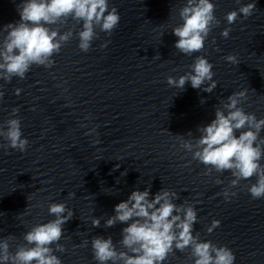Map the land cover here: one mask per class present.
<instances>
[{
    "label": "clouds",
    "instance_id": "1",
    "mask_svg": "<svg viewBox=\"0 0 264 264\" xmlns=\"http://www.w3.org/2000/svg\"><path fill=\"white\" fill-rule=\"evenodd\" d=\"M236 2L240 3V0ZM215 10L216 5L210 0H185L178 13L182 23L172 29V34L178 38L174 47L179 53L192 56L203 52L209 34L220 26ZM256 10L253 0L227 13L225 20L232 25L241 14L247 19ZM17 12L19 21L0 29V34H3L0 39V80L6 83L14 77L25 79L33 66L53 67L55 61L52 57L59 54L74 36L72 28L61 32V27L70 20L74 22L73 28L81 25L75 36L78 37V48L86 53L91 50L92 42L99 39L100 33L111 36L121 19L117 8L110 7L109 0H21ZM231 31L230 27L225 28L221 36L227 39ZM109 42L105 41L100 47L106 48ZM224 59L231 64H239L236 55L229 54ZM188 68L190 70L178 79L168 76L167 84L183 91L190 82L193 89L206 93H212L217 87L213 80V65L205 56H196ZM21 91L17 88L15 94L18 96ZM4 94L0 90V100ZM247 99L245 89L233 92L226 101H220V106L215 107V118L197 129L199 136L194 141L176 136L180 147L191 153L192 160L205 166L204 175L230 172L232 179L228 186L222 193H217L226 201L237 195L232 189L253 177L256 178L255 183L245 185L248 193L252 199L264 198V163L261 162L264 160V137L260 135L264 130V118L257 119L254 113L245 112L241 105ZM19 111V107H14L9 118L0 123V138L6 142L0 143V148L23 153L29 141L23 137ZM95 131V128L90 129L85 135ZM187 136L192 137L193 134L189 132ZM92 143L95 145L100 141L93 140ZM214 183L220 185L223 181L217 177ZM150 189L132 191L127 200L115 205V214L105 220V229L117 224L127 225L121 230L120 248L111 236L92 237L93 259L97 264H165L176 251L183 253L186 250H190L189 258L193 264H235L236 257L230 248L211 240L202 241L199 232L193 234L198 216L192 203L186 200L181 204L175 203L180 199L179 194L166 188L150 198ZM48 211L55 218L33 225L23 234L24 243L16 244L14 251L10 249L15 236L0 238V264H62L54 253L66 250L59 241L63 236V226L73 218L74 212L62 202L50 203ZM91 223L93 227H100L101 218L95 217ZM219 226L220 221L214 219L206 231L211 234ZM87 244L85 240L81 246Z\"/></svg>",
    "mask_w": 264,
    "mask_h": 264
}]
</instances>
